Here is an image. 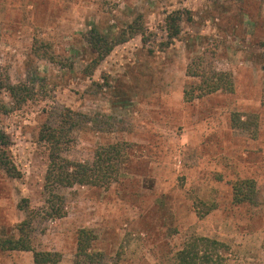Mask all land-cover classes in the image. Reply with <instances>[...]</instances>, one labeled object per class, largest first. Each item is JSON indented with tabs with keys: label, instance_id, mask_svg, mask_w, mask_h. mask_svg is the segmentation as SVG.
I'll return each instance as SVG.
<instances>
[{
	"label": "rangeland",
	"instance_id": "1",
	"mask_svg": "<svg viewBox=\"0 0 264 264\" xmlns=\"http://www.w3.org/2000/svg\"><path fill=\"white\" fill-rule=\"evenodd\" d=\"M174 11L180 32L169 39ZM135 20L143 30L130 37ZM93 32L126 40L99 59ZM200 57L232 73V93L184 101ZM0 75L29 95L0 90L20 173L0 170V237L28 216L32 246L61 253L57 264H72L80 228L95 233L102 264H171L193 235L226 243V264H264V0H0ZM68 110L64 157L91 163L99 146L124 149L115 182L59 189L64 215L51 218L39 131ZM239 178L255 180L254 204L233 203ZM0 264H33L32 252L0 250Z\"/></svg>",
	"mask_w": 264,
	"mask_h": 264
},
{
	"label": "trees",
	"instance_id": "2",
	"mask_svg": "<svg viewBox=\"0 0 264 264\" xmlns=\"http://www.w3.org/2000/svg\"><path fill=\"white\" fill-rule=\"evenodd\" d=\"M179 21L178 11H174L166 17L165 23L169 39H175L178 36ZM127 28L130 37L143 30L137 20L129 24ZM125 34H122L124 39L108 43L104 36L93 32L89 42L99 52L98 58L100 59L116 43L126 40ZM48 58L52 60L51 56ZM197 59V70L191 69L190 65L186 69L187 76L198 78V82L192 84L190 88L184 89L183 99L185 102H191L201 96L219 91L228 93L234 91L231 72L215 70L212 66L206 67L203 58ZM2 89L7 90L10 96L18 102H23L29 96L26 87L21 84H12L7 77L0 75V90ZM70 114L71 112L68 110L61 122L45 123L39 131V138L47 148L48 158L43 184L44 209L51 218H59L64 215L63 196L58 192L59 189L71 188L74 185L108 187L115 182L119 174L124 149L119 143L99 146L94 152L91 163L73 161L64 157L62 151L69 144L70 132L74 127V120ZM9 145L8 135L0 129V170L11 177H18L20 173L8 154ZM231 188L233 203L254 204L256 202L257 190L254 179L239 178L231 184ZM203 214L198 213L201 217ZM30 224L31 221L26 216L17 224V236L0 237V250L31 251L33 264H57L61 260V253L38 250L32 246ZM95 238L93 230L78 229L72 264H102V254L91 248ZM228 252L229 246L218 239L193 235L186 239L182 247L175 252L171 264H226Z\"/></svg>",
	"mask_w": 264,
	"mask_h": 264
}]
</instances>
